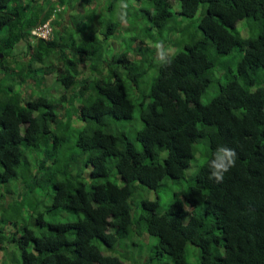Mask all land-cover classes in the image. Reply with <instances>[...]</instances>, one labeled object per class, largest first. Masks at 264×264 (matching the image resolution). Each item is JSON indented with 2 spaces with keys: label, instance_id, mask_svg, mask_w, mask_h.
Here are the masks:
<instances>
[{
  "label": "trees",
  "instance_id": "1",
  "mask_svg": "<svg viewBox=\"0 0 264 264\" xmlns=\"http://www.w3.org/2000/svg\"><path fill=\"white\" fill-rule=\"evenodd\" d=\"M58 3L0 0V264H142L122 251L147 234L157 244L145 264H264V0H110L120 21L103 40L80 36ZM176 3L185 18L204 6L201 35L175 54L169 34L153 38L169 62L141 93L152 62L103 44L139 12L149 31L188 29L172 25ZM48 20L59 36L36 40ZM136 114L142 128L118 125ZM219 146L236 162L218 183Z\"/></svg>",
  "mask_w": 264,
  "mask_h": 264
},
{
  "label": "rangeland",
  "instance_id": "2",
  "mask_svg": "<svg viewBox=\"0 0 264 264\" xmlns=\"http://www.w3.org/2000/svg\"><path fill=\"white\" fill-rule=\"evenodd\" d=\"M83 6H79L78 4L74 7V10L71 15V23L69 26H73L74 24L77 26L85 27L82 31L80 29L79 35L84 36L85 33H89L90 31L95 32V36L98 37L100 40H103V35L107 34L109 31L108 28V22H119L120 19L114 14V11L111 10L108 11V5L110 4V0H84ZM71 4V0H64V3H58L59 7H63L65 11L69 10V6ZM98 9V10H96ZM173 11H174V22L172 25L174 27H187L188 29L184 28H176L174 30V33H167L163 31H159L158 29H152L149 31V26H151L150 21L148 18H144L143 15H145L143 12H139L138 16L133 14V17L135 19L133 20H127L125 22H121L120 28L116 35L112 36V38L105 42L103 44V48L107 49L108 46L111 47V50L116 53H128L129 55H132L131 58H134L136 60L139 56L140 58H148L150 62H152L151 66L149 67V73L147 76L143 79V85L140 88L141 93L143 91L149 92L151 88V83L153 79L158 75L159 71V61L150 58L151 53L148 52L145 46V53L144 55L139 52V49L142 47L141 41L144 40L146 45L152 46V39L156 37L163 36L161 33L169 34V36L166 35L165 40L169 41V48L173 50L172 54H175L178 50H181L184 48L185 45L189 44L191 41V38L194 37V35H201L200 30L198 29V21L203 16V9L204 6H201L198 10V13L193 18H185L184 16L179 14V3L173 4ZM87 15V19H83L84 16ZM140 16V17H139ZM143 16V17H141ZM242 28L241 22L238 23L237 29L240 31ZM60 33V30L54 31V36L58 37ZM70 33L77 34L76 29H71ZM70 33L68 31L64 32L63 35L64 38L70 36ZM242 33V32H241ZM150 34V35H149ZM164 37V36H163ZM163 40V41H165ZM162 42V41H161ZM155 46V45H153ZM152 46V47H153ZM21 49H17L16 52H21ZM149 56V57H148ZM234 66L231 65L229 68H232ZM44 91V94L51 95V89L49 87ZM58 86L54 89L57 90ZM212 92V91H211ZM137 93V92H136ZM133 96L137 99L138 95L133 94ZM212 94L207 93L203 97V100L210 99ZM118 125L125 128L128 131L139 129L143 127V122L141 120V117L136 114L132 120H122L117 121ZM140 149V148H139ZM198 163L192 164L190 170L188 171V176L191 174L192 171L197 170L199 168ZM168 185V184H167ZM170 186V188H169ZM182 188H186L185 185L182 184H176V185H168V188H165L163 192H161V202H162V208H167L172 201L174 192L181 190ZM141 196H144L145 198L154 200L156 198V194L154 191L147 189L146 187H142L139 190ZM41 190L36 191L37 196H42ZM133 201H138L139 197H133ZM134 212H139V209H133ZM25 210H23L24 212ZM135 216H138V213H136ZM134 241L132 239H129L126 241V245L128 247H125L122 251L124 253V256L130 257L131 260H139L142 261V264L146 263V260L151 261L154 246L157 244V238L151 237L147 234V240H145L142 237H137V235H134ZM137 243L138 247L135 248L133 246V243ZM191 250L194 249L193 246L190 245L189 247ZM120 255V254H119ZM121 257V255H120ZM125 264H127V260H124ZM153 264H173V262L170 260L169 257L164 256L159 261H154Z\"/></svg>",
  "mask_w": 264,
  "mask_h": 264
},
{
  "label": "clouds",
  "instance_id": "3",
  "mask_svg": "<svg viewBox=\"0 0 264 264\" xmlns=\"http://www.w3.org/2000/svg\"><path fill=\"white\" fill-rule=\"evenodd\" d=\"M82 1V0H81ZM83 2V1H82ZM80 2L78 7L80 6ZM124 8H127V5H124ZM60 13L65 14L67 17L70 18L74 8L69 6V10L65 11L63 7H58L57 9ZM71 21V19H70ZM69 21V23H70ZM51 20L38 25L37 28L32 29L31 33L36 40L44 39V40H51L54 37V28L51 25ZM163 42H157L155 47L158 52L159 62L160 63H168L169 61L166 58V54L164 51H161ZM54 87V86H52ZM236 162V153L233 149L227 148L225 146H219L214 154L212 160L209 162L210 168V179L215 180L216 182H222L224 179L225 174L235 166Z\"/></svg>",
  "mask_w": 264,
  "mask_h": 264
},
{
  "label": "water",
  "instance_id": "4",
  "mask_svg": "<svg viewBox=\"0 0 264 264\" xmlns=\"http://www.w3.org/2000/svg\"><path fill=\"white\" fill-rule=\"evenodd\" d=\"M1 57H2V55H1Z\"/></svg>",
  "mask_w": 264,
  "mask_h": 264
}]
</instances>
